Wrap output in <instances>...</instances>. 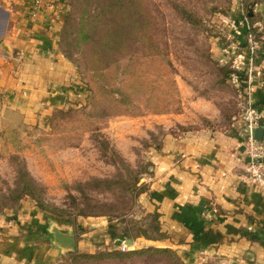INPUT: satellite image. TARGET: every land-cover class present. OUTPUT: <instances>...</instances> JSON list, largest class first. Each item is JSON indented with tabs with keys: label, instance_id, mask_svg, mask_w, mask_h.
Instances as JSON below:
<instances>
[{
	"label": "rangeland",
	"instance_id": "rangeland-1",
	"mask_svg": "<svg viewBox=\"0 0 264 264\" xmlns=\"http://www.w3.org/2000/svg\"><path fill=\"white\" fill-rule=\"evenodd\" d=\"M96 3L94 16L85 18L87 0L77 9L66 2L59 50L74 67L70 93L34 103L20 76L14 78L18 87H0V195L15 187L24 167L53 210L44 212L25 197L0 213L1 223L30 210L53 218L75 238L72 249H59L55 264H244L230 254L192 250L180 233H162L149 195L168 140L239 119L249 99L251 57L261 72L252 86L260 80L264 90V0ZM82 17L92 29H83ZM240 53L245 64L237 61ZM28 60L25 54L8 59L18 75ZM212 113L219 119L208 117ZM201 215L208 224V207ZM128 240L132 249L123 252ZM149 248L155 252L132 255ZM81 254L106 256L76 259Z\"/></svg>",
	"mask_w": 264,
	"mask_h": 264
},
{
	"label": "crops",
	"instance_id": "crops-1",
	"mask_svg": "<svg viewBox=\"0 0 264 264\" xmlns=\"http://www.w3.org/2000/svg\"><path fill=\"white\" fill-rule=\"evenodd\" d=\"M33 1L0 0V87H18L14 78L20 76L35 103L54 93H70L75 71L59 50L66 0H43L36 19L29 17ZM14 54L29 59L20 75L8 61ZM254 74L256 79L261 74L258 61ZM260 82L252 96L262 107ZM208 117L219 119L215 113ZM233 119L225 128L168 140L157 156L149 200L159 213L161 232L180 233L192 250L201 247L200 252L230 254L244 264H264V191L245 180V140L239 120ZM205 207L212 216L208 224L201 218ZM53 221L35 210L17 214L7 225L0 221V264H55L61 251L52 241Z\"/></svg>",
	"mask_w": 264,
	"mask_h": 264
},
{
	"label": "built area",
	"instance_id": "built-area-1",
	"mask_svg": "<svg viewBox=\"0 0 264 264\" xmlns=\"http://www.w3.org/2000/svg\"><path fill=\"white\" fill-rule=\"evenodd\" d=\"M45 2L43 0H34L32 7L29 9V17L32 19H36L39 16L41 9L44 7ZM53 7L52 4H48ZM250 48L253 49L252 46V38H249ZM240 60V63H246V56L240 53L237 57V61ZM244 61V62H243ZM246 65L248 66L247 71V81L245 84L248 86L247 90L249 99L243 105L242 113L239 117V123L241 124V135L245 140V154L247 158V168L245 179L257 185L261 190L264 191V141L258 142L255 140L254 132L257 128L262 127L261 122L264 119V105L262 107L258 106L252 96L253 92V79H254V59L251 57L248 59ZM232 82L237 84V86L242 82L240 73L235 72L231 75ZM208 219L211 220L212 216L208 213ZM121 250L126 252L130 250V246L127 241L122 242Z\"/></svg>",
	"mask_w": 264,
	"mask_h": 264
},
{
	"label": "trees",
	"instance_id": "trees-1",
	"mask_svg": "<svg viewBox=\"0 0 264 264\" xmlns=\"http://www.w3.org/2000/svg\"><path fill=\"white\" fill-rule=\"evenodd\" d=\"M68 1H71L72 3L71 6H74V8L76 7L77 9L81 0H66V2ZM111 1L112 0H105V2L108 3L109 5ZM118 1H121V0H118ZM87 2H88V5H87L88 8H85L82 14H83V17L85 18L86 17L92 18L94 16L93 14L98 10V5L96 3V0H87ZM75 14L77 15V12L74 13V15ZM83 17L81 18V20H83V23H84L85 18L83 19ZM85 23L86 24L83 27V29H87V28L92 29V28H89L92 26L91 24H89L88 22H85ZM250 37H252L251 33H250ZM17 175H18V178L15 184V187L12 189H9L7 194L0 195V213L4 212L5 210L16 208L25 197H31L33 200H35L38 203V206L42 211L52 213L53 211L52 208H49L45 200L43 199L42 187L36 182L34 178L31 177L27 169L24 167L18 169ZM155 232H159V229H157ZM127 235L129 238L133 237L131 236L129 231L127 232ZM141 235L146 237L147 239H153V240L161 239L158 237H152L148 232H142ZM151 252H155V250L152 248H149V249L142 250L139 252H133L132 255H141V254H147ZM163 252L165 254L169 253V254L174 255V253L168 249L163 250ZM102 256H106V255L95 256V255H86V254L82 255L81 254L76 259L97 260V259H100Z\"/></svg>",
	"mask_w": 264,
	"mask_h": 264
},
{
	"label": "water",
	"instance_id": "water-1",
	"mask_svg": "<svg viewBox=\"0 0 264 264\" xmlns=\"http://www.w3.org/2000/svg\"><path fill=\"white\" fill-rule=\"evenodd\" d=\"M254 137L256 141L263 142L264 129L262 127L257 128L254 132ZM51 233L53 236V242L58 246L59 249L70 250L75 246L74 236L69 231L59 229L56 223L53 224ZM127 243L129 246L133 245V242L131 240H128ZM130 249L132 248L130 247Z\"/></svg>",
	"mask_w": 264,
	"mask_h": 264
}]
</instances>
